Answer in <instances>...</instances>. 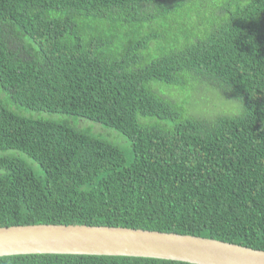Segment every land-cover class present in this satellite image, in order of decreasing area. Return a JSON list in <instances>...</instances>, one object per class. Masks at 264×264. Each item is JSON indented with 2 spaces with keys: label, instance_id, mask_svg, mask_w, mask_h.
I'll return each instance as SVG.
<instances>
[{
  "label": "trees",
  "instance_id": "obj_1",
  "mask_svg": "<svg viewBox=\"0 0 264 264\" xmlns=\"http://www.w3.org/2000/svg\"><path fill=\"white\" fill-rule=\"evenodd\" d=\"M186 92L207 110L178 108L171 99ZM31 224L264 250V0H0V226ZM0 264L192 263L22 254Z\"/></svg>",
  "mask_w": 264,
  "mask_h": 264
},
{
  "label": "water",
  "instance_id": "obj_2",
  "mask_svg": "<svg viewBox=\"0 0 264 264\" xmlns=\"http://www.w3.org/2000/svg\"><path fill=\"white\" fill-rule=\"evenodd\" d=\"M22 254L145 257L192 264H264V250L191 234L90 224L0 226V256Z\"/></svg>",
  "mask_w": 264,
  "mask_h": 264
},
{
  "label": "rangeland",
  "instance_id": "obj_3",
  "mask_svg": "<svg viewBox=\"0 0 264 264\" xmlns=\"http://www.w3.org/2000/svg\"><path fill=\"white\" fill-rule=\"evenodd\" d=\"M148 53L151 56H155L158 54V52H156L154 49H151L149 52H146V53L143 52L142 55L144 56V54H148ZM199 97L200 96H196L192 92H186L184 95H179V94L176 95L171 100L178 108L183 107L184 111L187 114H189V116L195 117V115L201 114V112L207 110L206 104L208 103V101L206 99H200ZM237 109H238V106L234 108L233 111H237ZM233 111H230V112L234 113ZM50 118L59 119V118H62V116L57 113H50ZM71 120L75 126H79V127H82L81 125L84 122V119L79 118V117H71ZM164 122H166V120H164ZM103 130H104V137L107 138L108 140L115 142V135H117L116 130L110 127H106V126L103 127ZM122 146L124 147V145ZM6 153H11V152L8 151ZM21 156L23 159L27 161V163H29L32 166V168H34L36 172H39L41 168L38 163H36L26 154H21Z\"/></svg>",
  "mask_w": 264,
  "mask_h": 264
},
{
  "label": "clouds",
  "instance_id": "obj_4",
  "mask_svg": "<svg viewBox=\"0 0 264 264\" xmlns=\"http://www.w3.org/2000/svg\"><path fill=\"white\" fill-rule=\"evenodd\" d=\"M197 236H200V235H197ZM202 237H204V236H202Z\"/></svg>",
  "mask_w": 264,
  "mask_h": 264
}]
</instances>
